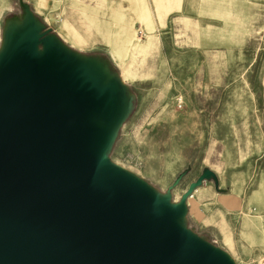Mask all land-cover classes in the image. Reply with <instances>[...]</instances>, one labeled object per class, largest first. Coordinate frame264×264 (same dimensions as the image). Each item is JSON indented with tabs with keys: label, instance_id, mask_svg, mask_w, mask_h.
I'll use <instances>...</instances> for the list:
<instances>
[{
	"label": "rangeland",
	"instance_id": "obj_1",
	"mask_svg": "<svg viewBox=\"0 0 264 264\" xmlns=\"http://www.w3.org/2000/svg\"><path fill=\"white\" fill-rule=\"evenodd\" d=\"M2 8L0 68L35 55L65 110L56 83L74 68L57 48L75 59L79 87L106 95L86 110L92 129L78 117L70 125L148 196L178 205L205 171L251 175L260 166L264 0H0ZM186 219L192 235L218 247V230ZM239 251L222 253L232 264H264V249Z\"/></svg>",
	"mask_w": 264,
	"mask_h": 264
},
{
	"label": "water",
	"instance_id": "obj_2",
	"mask_svg": "<svg viewBox=\"0 0 264 264\" xmlns=\"http://www.w3.org/2000/svg\"><path fill=\"white\" fill-rule=\"evenodd\" d=\"M57 50L74 68H62L56 83L66 111L35 55L0 68V264H228L181 223L186 197L212 172L178 205L148 189L162 207L154 204L70 125L78 117L92 129L86 110L106 94L79 87L78 62Z\"/></svg>",
	"mask_w": 264,
	"mask_h": 264
},
{
	"label": "crops",
	"instance_id": "obj_3",
	"mask_svg": "<svg viewBox=\"0 0 264 264\" xmlns=\"http://www.w3.org/2000/svg\"><path fill=\"white\" fill-rule=\"evenodd\" d=\"M5 10H0V17ZM8 19L11 20V16ZM261 66L258 130L261 131L263 151L260 166H254L251 175L247 171H211L212 174L195 188L192 197L186 199L182 218L185 227H192L186 225L188 218L193 226L218 230L221 237L218 248L236 259L239 250L264 249V60ZM126 74L123 73V78Z\"/></svg>",
	"mask_w": 264,
	"mask_h": 264
},
{
	"label": "bare ground",
	"instance_id": "obj_4",
	"mask_svg": "<svg viewBox=\"0 0 264 264\" xmlns=\"http://www.w3.org/2000/svg\"><path fill=\"white\" fill-rule=\"evenodd\" d=\"M13 34H15V33H8L7 35V37L8 38H11L12 36H13ZM17 35H19V34H17ZM3 56V55H2ZM3 70H5V69H3ZM93 79V78H92ZM103 89V88H102ZM106 89L109 91V90H111V91H113V90H115V85L113 84V85H107L106 86ZM105 89V90H106ZM133 186V185H132ZM133 187H135V186H133ZM138 191H140L143 195H145L149 200H151L154 204H156L157 206H159L160 204L159 203H157L150 195V197L147 195V193L145 192V187H143V185L142 186H140V187H135ZM159 204V205H158ZM169 217H171V220H172V216H170L169 215ZM178 230L180 231V233L183 235V236H185L186 238L187 237H189V238H192V239H194L195 241H196V239L195 238H193L192 236H190L189 234H188V232L186 231V230H184V229H181V228H178ZM198 241V240H197ZM197 243V242H196ZM199 244V243H198ZM201 245V244H200ZM203 247H205L209 252H211L212 254H214V255H216V256H218L219 258H221V259H223L226 263H228V264H232L231 263V261H230V259L228 258V257H226V255L225 254H223L221 251H218V250H215V249H210V248H208V247H206V246H203Z\"/></svg>",
	"mask_w": 264,
	"mask_h": 264
},
{
	"label": "built area",
	"instance_id": "obj_5",
	"mask_svg": "<svg viewBox=\"0 0 264 264\" xmlns=\"http://www.w3.org/2000/svg\"><path fill=\"white\" fill-rule=\"evenodd\" d=\"M194 190H195V188H194L193 191L189 194L188 197H192Z\"/></svg>",
	"mask_w": 264,
	"mask_h": 264
}]
</instances>
